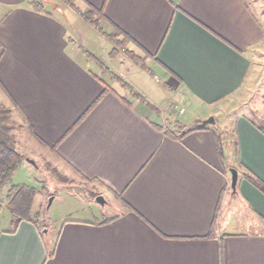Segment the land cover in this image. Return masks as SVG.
<instances>
[{
    "label": "crops",
    "instance_id": "0c3cea01",
    "mask_svg": "<svg viewBox=\"0 0 264 264\" xmlns=\"http://www.w3.org/2000/svg\"><path fill=\"white\" fill-rule=\"evenodd\" d=\"M63 1L79 11L101 9L103 33H118L145 59V70L161 77L158 91H174L180 104L202 111L190 123L176 116L184 130L215 120L229 98L253 92L264 0ZM28 2L0 0V88L36 148L62 162L70 182L87 187L103 218L64 220L52 240L38 223L9 232L1 196L0 264H264V194L246 178L264 184L261 124L225 111V149L209 128L169 137L167 130L183 129L164 125L166 96L152 104L142 82L126 80L132 95L85 47L104 42L102 34L70 7L72 17L47 6L36 13ZM230 168L238 173L235 192ZM98 195L114 197L115 211H105ZM232 198L247 206L256 227H231Z\"/></svg>",
    "mask_w": 264,
    "mask_h": 264
},
{
    "label": "rangeland",
    "instance_id": "374dc122",
    "mask_svg": "<svg viewBox=\"0 0 264 264\" xmlns=\"http://www.w3.org/2000/svg\"><path fill=\"white\" fill-rule=\"evenodd\" d=\"M42 1H45L48 10L60 11L59 13H64L67 16H74V13L70 9L71 7L63 0ZM73 1L74 0H72V2ZM74 3L79 7H83V4H80V2ZM258 9L259 11H262L264 15V1L258 2ZM2 12L0 10V16ZM102 41L104 42H88L90 45L85 47H88L92 52H96L101 59H104L105 65L108 66L110 70L112 69V74H118L114 76L111 75L110 72L105 73L103 71L105 74H109L107 75L108 77L114 81H117L115 77H120L123 83L127 80L128 82H134V85H138L139 82H142L141 84H144L147 87L145 93L147 94L146 96H149L148 101L152 102V104H160V99H163L166 96V102L161 109L163 114L162 119L167 128H170L174 132L182 128V126L179 125L176 116L180 117V122L186 123L192 122L195 118H200L199 116H201L202 111L199 108L190 107L183 103L180 104V99L176 92L163 87V84H161V86L164 91L161 89L158 91L160 86H158L156 81L160 80L161 77L157 73L147 72L149 69L145 70L141 63H135L123 52H121L116 58L110 59L109 53L112 50V45L105 39ZM258 53L262 54V56H258L256 59L258 64L256 65V78L252 94L248 95L245 92L238 97L234 96L229 98L228 100L230 103L220 109L222 113L221 115L218 114L215 118V124L206 125V128L216 130L217 133L222 135L223 149L227 148L226 137L222 131L224 129L223 115H226L227 112L232 113L233 115L243 114L264 126V115L262 114L263 107L261 105V100L263 98L262 94L264 93V43ZM143 66H147L146 61ZM180 108H183V111L181 115H178V113L181 112ZM203 120L204 119H201L200 121ZM0 123H2L1 125L4 127L3 130L7 134L8 142L14 147L15 151L25 158L18 169L14 172L10 182L12 184L32 186L36 189V194L34 195L31 207V215L36 212L39 213V220L37 222L38 227L41 231H48L50 240L53 239L64 220L90 219L92 218V214L97 219L103 218V215H101V208L95 204H91L90 198L92 196L88 193L87 187L82 186L80 183H74L73 181L70 182L68 176L71 174L66 176L69 173L65 171L66 168L64 167V164L53 156L49 150H40L39 148H36V142L29 133L25 122L14 109L11 102L6 98L1 88ZM195 124L197 123H194L193 125ZM26 158L33 160L36 166L29 164L26 161ZM224 164L227 168L225 162ZM66 190L74 191L76 194L68 193ZM4 195L3 192H0V197L2 196V199H4ZM54 196H56L55 200L49 207H47L50 198ZM95 199L96 198H94V200ZM104 200L105 204H107V206L104 207V210L108 211L109 208V213H111V211L114 212L116 199L114 197H108ZM232 205V208H229L231 213L227 214V217L230 218L231 227L234 226L238 231H248L250 229L249 227H256V224H254L255 218L252 216L247 206L244 207V205L237 200L235 202L233 198Z\"/></svg>",
    "mask_w": 264,
    "mask_h": 264
},
{
    "label": "trees",
    "instance_id": "16d2710c",
    "mask_svg": "<svg viewBox=\"0 0 264 264\" xmlns=\"http://www.w3.org/2000/svg\"><path fill=\"white\" fill-rule=\"evenodd\" d=\"M29 7L36 13H44V9L46 6L45 1L42 0H29ZM71 8L78 12L83 20L95 28L104 39L112 45V50L109 53L110 59L116 58L121 52H123L127 57L132 59L135 63H138L146 69L144 65V59L129 51L127 49V42L125 38H121L118 33H114L111 35H105L100 28L99 20L102 18V10L94 9L88 7L86 11H79L77 8L71 6ZM2 48L0 46V56L2 53ZM88 59L96 63V65L100 68L103 67L102 63L99 61L97 57L90 53H86ZM117 82L120 83L121 87H125L132 95L138 96L127 84L121 81L120 77H115ZM105 90H108L105 87ZM104 90V91H105ZM201 122V121H200ZM200 122L194 125L191 129H183L179 134L175 135L171 131L167 130L166 134L169 137H173L174 139H181L184 134L194 130H200L206 128L205 126L199 125ZM0 123V192H3L4 195V203L10 212L11 215V231H16L18 225L22 222H30L36 224L39 220V213L36 212L31 215V207L34 199V195L36 194V189L32 186H27L24 184H12L10 179L12 178L14 172L18 169L21 162L25 159L22 155H20L17 151H15L14 147L8 142L7 134L3 130V125ZM260 131L264 134V126H258ZM216 139V150L220 159H222V146L220 135L215 134ZM235 169V168H234ZM246 178L250 181L258 190H260L264 194V184L260 182L257 178H255L251 174H246ZM126 208L128 210H132L127 204Z\"/></svg>",
    "mask_w": 264,
    "mask_h": 264
},
{
    "label": "water",
    "instance_id": "95a60500",
    "mask_svg": "<svg viewBox=\"0 0 264 264\" xmlns=\"http://www.w3.org/2000/svg\"><path fill=\"white\" fill-rule=\"evenodd\" d=\"M215 123V120L213 117H208L206 119H204L203 121H201L199 123V125L201 126H205V125H208V124H214ZM26 161L33 165V166H36L35 162L29 158H26ZM229 173H230V188H231V191L232 192H235L236 190V185H237V180H238V173L236 171V169L234 168H230L229 169ZM53 200V197L50 198L49 202H48V205L47 207H49L51 205V202ZM95 201L99 204V205H104L105 204V200L102 196L98 195L95 199Z\"/></svg>",
    "mask_w": 264,
    "mask_h": 264
}]
</instances>
